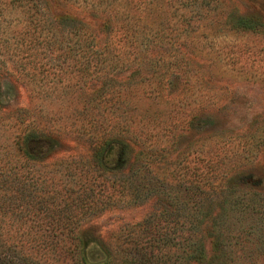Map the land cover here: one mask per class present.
<instances>
[{
    "label": "rangeland",
    "instance_id": "374dc122",
    "mask_svg": "<svg viewBox=\"0 0 264 264\" xmlns=\"http://www.w3.org/2000/svg\"><path fill=\"white\" fill-rule=\"evenodd\" d=\"M68 6L89 23L87 34L111 42L114 50L99 74L127 83L123 98H112L115 105L108 106L110 116L124 119L132 133L118 137L124 144L106 152L110 171L82 163L93 150L75 132L88 119L79 97L95 87L94 67L80 76L82 57L68 55L59 69L48 64L29 81L12 50L26 39L22 25L29 18L0 4V72L11 78L3 84L0 116L27 110L35 121L30 134L38 136L31 149L40 158L26 168L20 161L10 165L29 169L58 190L77 192L72 197L79 206L69 212L76 219L86 214L76 226L92 264L100 255L113 264H132L131 240L144 247L160 244L154 264H264V26L239 30L232 18L253 15L264 24V0H69ZM106 17L122 24L125 33L117 32L116 24L111 33L100 30ZM46 55L42 63L52 58ZM103 114L102 108L95 118L102 120ZM142 140L159 150L152 165L157 177L154 190L137 194L119 183L144 174L140 160L134 161ZM71 158L78 161L67 163ZM112 196L117 201L110 204ZM151 215V225L132 232ZM12 223V243L21 240L24 254L35 259L17 262L73 264L60 248L43 251L39 234V248L29 249L30 231L45 225ZM200 242L205 257L194 260L192 250Z\"/></svg>",
    "mask_w": 264,
    "mask_h": 264
},
{
    "label": "trees",
    "instance_id": "16d2710c",
    "mask_svg": "<svg viewBox=\"0 0 264 264\" xmlns=\"http://www.w3.org/2000/svg\"><path fill=\"white\" fill-rule=\"evenodd\" d=\"M68 2L69 0H0L2 7L19 9L29 18L22 25V34L26 36V39L24 37L22 41H17L16 46L12 48L15 53L20 55V73L22 76L28 77L29 81H32L38 74L43 73L48 64L52 68L59 69L65 62L64 60L68 59V55L82 57L77 61L80 65L78 71L80 76L90 73V69L94 67V71H92L94 74L90 80L95 82L93 84L95 87L91 88L89 86L87 90H83L80 93L82 97H79L83 101V111L88 115V119H82L81 126L75 132L78 138L88 142V145L93 150V153L87 159H80L82 163L97 165L101 170L108 171L109 168L104 162L106 152L114 144H124V138L119 139L123 134L129 137L130 133H132V126L126 124L124 119L119 118L120 116H110L111 107L108 105H115L112 98H123L124 90L128 91L129 89L125 88L127 83H123L122 80L112 77L103 78L104 76L99 74V69L103 68L100 65L104 64L107 56L114 50L111 49V42L102 43V41H97L96 35L87 34L86 27L89 26V23L87 25L80 20L74 14L72 8H68L70 7ZM93 11L91 10V14L96 17ZM235 14L232 18L239 30L256 31L264 26L261 23L262 21L253 15ZM114 24L118 25L117 32L125 33L123 30L124 26L110 17L102 19L98 27L105 33H111L114 31ZM122 40L124 41L123 36ZM88 53V56L92 58H86ZM43 54L45 57L47 56L46 54L52 55V58H49V62H41V59L44 58ZM55 55L57 58H54ZM114 56L116 57V54ZM121 69L127 70L129 68L128 66H123ZM134 69L140 70L141 68L136 67ZM135 74L136 72L129 75L132 77ZM9 78L10 74L8 72H5V74L0 72V110L4 109L2 99L3 84L8 82ZM129 79L128 76L125 80ZM102 108L105 113L101 115L103 119L97 120L95 113ZM26 111L23 109L18 115L4 112V116H0L1 121H4V123L0 124V137L4 140V142L0 143V148H2L0 150V215L3 217L0 219V240L5 241V244H0L1 247H4L0 251V264H34L17 262V260L35 259L30 254H24L23 249L25 248L21 240H16L17 242L12 243L10 235L14 236L11 233V230L14 229L12 227L13 221L21 224L34 222L35 224L42 223L45 225V229L37 231L32 228L28 229V231H34H30L34 245L32 244L29 249L33 248L36 251L39 248L37 244V235L39 234L43 251L55 252L60 248L68 259L73 260V264H92L84 253L83 245L80 243L79 228L76 226L78 225L76 224L78 223L77 220H79L81 215L76 219L78 215H73L69 212H73V209L79 206L77 199L72 197V194L77 192L64 190V193L62 190H58L54 184L37 179L29 169L21 172V170H14L15 167L10 165V162L20 161L22 166L26 168L28 164L40 159L31 149L32 144L30 142L32 138L38 136L30 134V129H32L35 121L26 115ZM70 130L71 128L69 127ZM141 131L142 134L145 133L143 130ZM3 132L6 133V136ZM108 133L111 136H107ZM139 147H141L139 156L134 161L139 162L140 160L144 174L138 179H133L134 181H128L124 178L119 183L125 187H132V190L136 191L137 194L142 191L154 190L157 175L154 177L152 165H154L156 157L159 155L158 148L144 140L140 141ZM75 161L78 160L71 158L70 162L67 163L71 164ZM61 162L63 163V161ZM127 181L130 182L129 185ZM229 183L230 180L227 182V186ZM196 184L197 182H195ZM76 197L80 201H84L80 195ZM115 201H117V196L110 197V204ZM174 206L178 208L180 205L175 204ZM82 215L81 217H86V214ZM154 217L155 215H151L148 219L143 220L141 222L142 225L139 223L138 227H136L138 229H132V232H140L143 225H151L153 220H155ZM5 222L4 226L3 223ZM73 224L75 225L72 226ZM130 237L134 238V236ZM131 241L134 244L131 258L134 262L132 264H154L153 260L157 258L154 249L161 250V248L159 249L160 244L157 241L155 243L151 241L144 247L138 242L139 240ZM61 242H63V245L60 244ZM66 242H71V245L66 246ZM21 244L22 248L19 249ZM192 251L194 260L204 259L205 247L202 242L194 246ZM94 260H97V264H113L108 257L105 258L103 255Z\"/></svg>",
    "mask_w": 264,
    "mask_h": 264
}]
</instances>
